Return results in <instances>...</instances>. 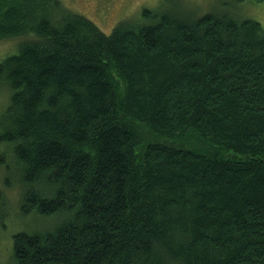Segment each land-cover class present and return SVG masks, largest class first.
I'll list each match as a JSON object with an SVG mask.
<instances>
[{"label": "trees", "instance_id": "trees-1", "mask_svg": "<svg viewBox=\"0 0 264 264\" xmlns=\"http://www.w3.org/2000/svg\"><path fill=\"white\" fill-rule=\"evenodd\" d=\"M0 32V170L54 219L13 234L15 264H264L259 21L157 6L105 32L0 0Z\"/></svg>", "mask_w": 264, "mask_h": 264}, {"label": "rangeland", "instance_id": "rangeland-1", "mask_svg": "<svg viewBox=\"0 0 264 264\" xmlns=\"http://www.w3.org/2000/svg\"><path fill=\"white\" fill-rule=\"evenodd\" d=\"M60 3L71 11L84 14L105 32H110L118 21L135 19L145 7L155 9L157 6L180 9L185 14L197 16L225 9L236 17L257 20L264 27V1L260 0H60ZM8 29L3 31H10ZM19 37L15 35L0 39V60L16 52ZM10 95L7 83L2 85L0 82V111L7 106ZM15 171L13 167L9 172H6V168L0 170V207L5 212L0 215V264H15L12 255L15 232L33 230L36 225L45 227L54 221L53 216L43 218L21 211L23 190Z\"/></svg>", "mask_w": 264, "mask_h": 264}]
</instances>
